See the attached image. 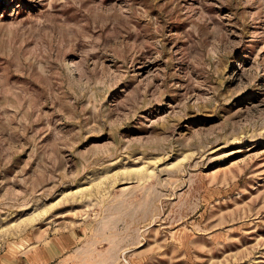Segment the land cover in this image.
<instances>
[{
  "label": "rangeland",
  "instance_id": "374dc122",
  "mask_svg": "<svg viewBox=\"0 0 264 264\" xmlns=\"http://www.w3.org/2000/svg\"><path fill=\"white\" fill-rule=\"evenodd\" d=\"M0 264H264V0H0Z\"/></svg>",
  "mask_w": 264,
  "mask_h": 264
}]
</instances>
